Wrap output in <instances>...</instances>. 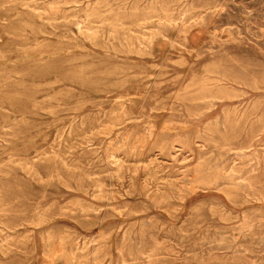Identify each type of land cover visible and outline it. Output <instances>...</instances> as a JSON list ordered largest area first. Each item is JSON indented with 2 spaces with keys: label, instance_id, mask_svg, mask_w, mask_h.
I'll return each mask as SVG.
<instances>
[{
  "label": "rangeland",
  "instance_id": "obj_1",
  "mask_svg": "<svg viewBox=\"0 0 264 264\" xmlns=\"http://www.w3.org/2000/svg\"><path fill=\"white\" fill-rule=\"evenodd\" d=\"M263 24L0 0V264H264Z\"/></svg>",
  "mask_w": 264,
  "mask_h": 264
},
{
  "label": "bare ground",
  "instance_id": "obj_2",
  "mask_svg": "<svg viewBox=\"0 0 264 264\" xmlns=\"http://www.w3.org/2000/svg\"><path fill=\"white\" fill-rule=\"evenodd\" d=\"M177 1V0H176ZM217 1V0H216ZM23 2V1H22ZM25 2V1H24ZM180 2V1H179ZM182 2V1H181ZM234 2V1H233ZM252 2V1H251ZM67 3V2H66ZM66 3H64V4H66ZM230 3V2H229ZM248 3V2H247ZM96 4V3H95ZM228 4V3H227ZM231 4V3H230ZM71 5V4H70ZM160 5V4H159ZM239 5V4H238ZM237 5V6H238ZM241 5V4H240ZM68 6V5H67ZM150 6V5H149ZM210 6V5H209ZM226 6H228V5H226ZM244 6V5H243ZM248 6V5H247ZM229 8V7H228ZM247 8H249V7H247ZM262 8V7H261ZM188 9V8H187ZM192 9V8H191ZM157 10V9H156ZM199 10V9H198ZM201 10V9H200ZM217 10V9H216ZM231 10V9H230ZM91 11V10H90ZM183 11V10H182ZM215 11V10H214ZM224 11V10H223ZM257 11V10H256ZM92 12V11H91ZM158 12V11H157ZM41 13V12H40ZM173 13V12H172ZM186 13V12H185ZM259 13H261L260 11H259ZM86 14V13H85ZM158 14V13H157ZM165 14V13H164ZM180 14V13H179ZM178 14V15H179ZM258 14V13H257ZM263 14V13H262ZM156 15V14H155ZM154 15V16H155ZM159 15H160V13H159ZM158 15V16H159ZM251 15V14H250ZM166 16H167V13H166ZM168 16H170V15H168ZM74 17V16H73ZM157 16H155V18H156ZM246 17V16H245ZM70 18H72V17H70ZM160 18V17H159ZM75 19V18H74ZM229 19H230V17H229ZM190 20V19H189ZM197 20H198V18H197ZM256 20H257V18H256ZM107 21V20H106ZM105 21V22H106ZM166 21V20H165ZM84 22V21H83ZM104 22V21H103ZM108 22V21H107ZM159 22H161L160 20H159ZM257 23V22H256ZM92 24V23H91ZM253 24V23H252ZM98 25V24H97ZM102 25V24H101ZM264 25V24H263ZM80 26V25H79ZM228 26V25H227ZM52 27V26H51ZM236 27V26H235ZM81 28V27H80ZM233 28V27H232ZM256 28V27H255ZM264 28V27H263ZM251 28H249V30H250ZM97 30V29H96ZM252 30V29H251ZM250 30V31H251ZM49 31V30H48ZM217 32V31H216ZM239 32V31H238ZM215 33V32H214ZM253 34V33H252ZM46 35V34H45ZM91 35H93L94 36V34H91ZM96 35V34H95ZM242 35V34H241ZM92 36V37H93ZM240 36V35H239ZM253 36V35H252ZM241 37V36H240ZM228 38V37H227ZM94 41V40H93ZM170 48V47H169ZM22 58V57H21ZM22 64V63H21ZM208 67V66H207ZM246 71V70H245ZM262 73V72H261ZM257 74H258V72H257ZM263 75V74H262ZM252 77V76H251ZM246 78H247V76H246ZM240 80V79H239ZM244 81V80H243ZM239 82V81H238ZM246 87V86H245ZM232 90V89H231ZM230 90V91H231ZM253 91H255V90H253ZM242 93V92H241ZM243 94V93H242ZM40 99V98H39ZM242 116V115H241ZM82 119V118H81ZM233 171V170H232ZM219 189V188H218ZM218 191V190H217ZM180 198V197H179ZM90 202V201H89ZM212 206V205H211ZM192 212V211H191ZM212 214V213H211ZM245 219V218H244ZM220 220V219H219ZM132 223V222H131ZM169 229V228H168ZM234 233V232H233ZM227 235V234H226ZM229 235V234H228ZM166 236V235H165ZM161 237V236H160ZM220 237H221V235H220ZM222 237H223V235H222ZM162 239V238H161ZM49 241V240H48ZM125 241V240H124ZM223 241V240H222ZM216 242V241H215ZM161 244V243H160ZM124 245V244H123ZM177 246V245H176ZM201 248V247H200ZM149 250V249H148ZM213 250V249H212ZM207 251V250H206ZM214 251H216V250H214ZM151 253V252H150ZM237 254V253H236ZM209 255V254H208ZM232 255V254H231ZM206 257H208V256H206ZM244 257H245V255H244ZM149 258V257H148ZM147 260H149V259H147ZM241 261V260H240ZM253 263V262H252Z\"/></svg>",
  "mask_w": 264,
  "mask_h": 264
}]
</instances>
